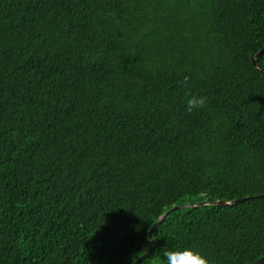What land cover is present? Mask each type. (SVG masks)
<instances>
[{
	"label": "trees",
	"instance_id": "obj_1",
	"mask_svg": "<svg viewBox=\"0 0 264 264\" xmlns=\"http://www.w3.org/2000/svg\"><path fill=\"white\" fill-rule=\"evenodd\" d=\"M262 47L264 0H0V264H133L248 196L141 264L264 257Z\"/></svg>",
	"mask_w": 264,
	"mask_h": 264
},
{
	"label": "water",
	"instance_id": "obj_2",
	"mask_svg": "<svg viewBox=\"0 0 264 264\" xmlns=\"http://www.w3.org/2000/svg\"><path fill=\"white\" fill-rule=\"evenodd\" d=\"M264 53V47L259 51V53H256V54H253L252 55V59H253V63L255 65V67L260 70L263 74H264V71L261 69V67L259 66V63L257 61V57L262 55ZM253 196H248V197H244V198H239V199H235L233 201H226V200H217V201H214V202H211V201H199V202H192V203H186V204H182V205H176L174 207H172L171 209H169L168 211H166L153 225L152 227L150 228L149 230V239H148V247H147V250L146 252L141 256L139 257L135 262L134 264H141L142 260L148 256L151 251H152V240H153V232L154 230L159 226L161 225L167 218V216L174 210H177V209H181V208H191V207H197V206H201V205H204V204H212V203H220V204H233V203H238V202H241V201H244L246 199H249V198H252ZM255 264H264V257H261L260 259H258Z\"/></svg>",
	"mask_w": 264,
	"mask_h": 264
},
{
	"label": "clouds",
	"instance_id": "obj_3",
	"mask_svg": "<svg viewBox=\"0 0 264 264\" xmlns=\"http://www.w3.org/2000/svg\"><path fill=\"white\" fill-rule=\"evenodd\" d=\"M262 48H263V47H262ZM262 48H261V49H262ZM261 49H260V50H261ZM260 50H259V51H260ZM259 51H258V52H255V53H252V54H251V58H252V55H253V54L259 53ZM260 56H261V55H260ZM260 56L257 57V61H258V58H259ZM252 61H253V59H252ZM258 63H259V62H258ZM253 64H254V63H253ZM187 79H188V78L186 77L185 80H187ZM205 103H206V98H200V99L193 98V99L189 100V102H188V109H187V110H188L189 112H191V111L193 110V108H195V107H197V106H201V107H202V106H204ZM203 201H210V200H203ZM215 201H217V200H215ZM194 202H199V201H194ZM211 202H212V201H211ZM213 202H214V201H213ZM187 203H192V202H187ZM183 204H186V203H183ZM212 204H213V203H212ZM177 205H182V204H177ZM204 205H205V204H204ZM174 206H176V205H174ZM174 206H173V207H174ZM201 206H203V205H201ZM197 207H200V206H197ZM171 208H172V207H171ZM171 208H170V209H171ZM191 208H193V207H191ZM181 209H182V208H181ZM168 210H169V209H168ZM168 210H167V211H168ZM177 210H179V209H177ZM174 211H176V210H174ZM172 212H173V211H172ZM172 212H171V213H172ZM164 213H165V212H164ZM164 213H163V214H164ZM163 214H162V215H163ZM162 215H161V216H162ZM161 216H160V217H161ZM160 217H159V218H160ZM167 217H168V216H167ZM156 221H157V220H156ZM156 221H155V222H156ZM155 222H154V223H155ZM164 222H165V221H164ZM164 222H163V223H164ZM154 223H153V224H154ZM163 223H162V224H163ZM153 224H152V225H153ZM162 224H161V225H162ZM159 226H160V225H159ZM159 226H158V227H159ZM151 227H152V226H151ZM156 229H157V228H156ZM156 229H155V230H156ZM152 242H153V241H152ZM145 252H146V251H145ZM170 255H171V254H169V253H165V256H166V257H169V258H170ZM133 264H134V263H133ZM200 264H207V261H206V260H201Z\"/></svg>",
	"mask_w": 264,
	"mask_h": 264
}]
</instances>
